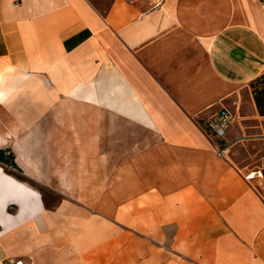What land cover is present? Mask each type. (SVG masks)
Segmentation results:
<instances>
[{
    "label": "crops",
    "instance_id": "crops-1",
    "mask_svg": "<svg viewBox=\"0 0 264 264\" xmlns=\"http://www.w3.org/2000/svg\"><path fill=\"white\" fill-rule=\"evenodd\" d=\"M262 73L264 0H0V263L264 264Z\"/></svg>",
    "mask_w": 264,
    "mask_h": 264
},
{
    "label": "bare ground",
    "instance_id": "bare-ground-1",
    "mask_svg": "<svg viewBox=\"0 0 264 264\" xmlns=\"http://www.w3.org/2000/svg\"><path fill=\"white\" fill-rule=\"evenodd\" d=\"M253 174L252 176H254ZM29 193L33 197L37 196V192L24 185L23 182L17 180L9 171L0 166V224L4 229L8 228L11 222V216L8 215L7 208L13 199L18 200L15 201L17 205L16 217L18 219L24 217L28 212L35 211L36 200L31 203L29 199L25 198Z\"/></svg>",
    "mask_w": 264,
    "mask_h": 264
},
{
    "label": "built area",
    "instance_id": "built-area-1",
    "mask_svg": "<svg viewBox=\"0 0 264 264\" xmlns=\"http://www.w3.org/2000/svg\"><path fill=\"white\" fill-rule=\"evenodd\" d=\"M160 2V1H159ZM230 113L222 108L219 109L214 115L209 117L202 125L206 134L214 141V147L218 156H223L228 150L229 145L226 142V136L231 124ZM264 165V163H263ZM264 169V168H263ZM0 264H24L20 260H6Z\"/></svg>",
    "mask_w": 264,
    "mask_h": 264
},
{
    "label": "trees",
    "instance_id": "trees-1",
    "mask_svg": "<svg viewBox=\"0 0 264 264\" xmlns=\"http://www.w3.org/2000/svg\"><path fill=\"white\" fill-rule=\"evenodd\" d=\"M253 100L260 116H264V73L250 82ZM264 177V169L262 170Z\"/></svg>",
    "mask_w": 264,
    "mask_h": 264
},
{
    "label": "rangeland",
    "instance_id": "rangeland-1",
    "mask_svg": "<svg viewBox=\"0 0 264 264\" xmlns=\"http://www.w3.org/2000/svg\"><path fill=\"white\" fill-rule=\"evenodd\" d=\"M0 160L3 163V167L7 170L13 172L14 174H16V176H20L18 169L16 167L13 168L10 157H3L2 159L0 158ZM1 164V162H0ZM36 189H40L42 190V193L44 195V198L46 199V203H48L49 206H51L52 204L54 205L57 201H58V197L54 196L52 193L48 192L47 190H44L43 188H39L34 186ZM16 207L15 206H9L8 211L9 212H13L15 211Z\"/></svg>",
    "mask_w": 264,
    "mask_h": 264
}]
</instances>
